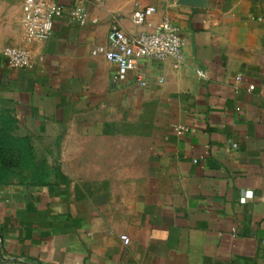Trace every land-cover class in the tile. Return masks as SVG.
Wrapping results in <instances>:
<instances>
[{"label": "crops", "instance_id": "crops-1", "mask_svg": "<svg viewBox=\"0 0 264 264\" xmlns=\"http://www.w3.org/2000/svg\"><path fill=\"white\" fill-rule=\"evenodd\" d=\"M52 2L98 23L28 41L23 2L0 0V139L36 165L0 184V264H264V0ZM164 20L183 58L141 60L145 87L95 53Z\"/></svg>", "mask_w": 264, "mask_h": 264}, {"label": "built area", "instance_id": "built-area-1", "mask_svg": "<svg viewBox=\"0 0 264 264\" xmlns=\"http://www.w3.org/2000/svg\"><path fill=\"white\" fill-rule=\"evenodd\" d=\"M20 1L23 2L22 25L28 41L50 39L54 32L55 21L65 15L71 23L81 27L98 23L97 19H90L89 12L85 8L78 5L66 7L52 0ZM156 12L155 7L138 6L132 15V22L136 26H143ZM95 53L103 55L107 61L118 65L121 77L132 74L134 79L145 87L147 81L138 72L139 62L143 59L163 61L168 57H174L180 63L183 58V40L178 29L169 20H164L161 27L154 33H143L134 37H129L121 29L113 28L108 34V48L99 47ZM4 56L9 66L14 69L30 67L29 53L25 49L8 48ZM198 75L204 77L201 71H198ZM121 239L125 245L131 242L127 235L121 236Z\"/></svg>", "mask_w": 264, "mask_h": 264}, {"label": "trees", "instance_id": "trees-1", "mask_svg": "<svg viewBox=\"0 0 264 264\" xmlns=\"http://www.w3.org/2000/svg\"><path fill=\"white\" fill-rule=\"evenodd\" d=\"M35 155L28 139H20L3 133L0 139V184L18 172H33Z\"/></svg>", "mask_w": 264, "mask_h": 264}]
</instances>
